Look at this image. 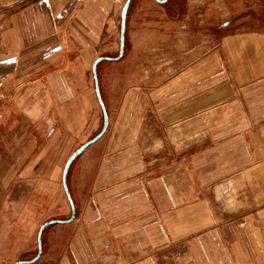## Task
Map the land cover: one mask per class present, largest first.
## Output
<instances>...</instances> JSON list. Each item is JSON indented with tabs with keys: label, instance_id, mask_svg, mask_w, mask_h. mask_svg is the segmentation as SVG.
I'll list each match as a JSON object with an SVG mask.
<instances>
[{
	"label": "crops",
	"instance_id": "0c3cea01",
	"mask_svg": "<svg viewBox=\"0 0 264 264\" xmlns=\"http://www.w3.org/2000/svg\"><path fill=\"white\" fill-rule=\"evenodd\" d=\"M125 3L0 0V264L71 217ZM98 77L109 126L34 264H264V0H132Z\"/></svg>",
	"mask_w": 264,
	"mask_h": 264
},
{
	"label": "water",
	"instance_id": "95a60500",
	"mask_svg": "<svg viewBox=\"0 0 264 264\" xmlns=\"http://www.w3.org/2000/svg\"><path fill=\"white\" fill-rule=\"evenodd\" d=\"M160 4H165L168 0H155ZM132 0H126V3L123 7V11H122V23H121V39H120V50H119V54L117 57H110V56H101L99 58H97L94 61L93 64V74H94V78H95V86H96V94H97V98L98 101L100 103V106L102 108L103 111V116H104V122H103V127L101 129V131L94 136L92 139H90L89 141H87L86 143H84L82 146H80L76 151L73 152V154L70 156V158L68 159L65 168H64V172H63V186L65 189V192L67 194L68 200L70 202V206H71V217L69 219L66 220H57V219H52L49 220L45 223L42 224V226L39 229L38 232V253L37 255L31 259V260H21L18 261L16 264H34L36 263L42 253H43V243H42V236L43 233L45 231V229L53 224L56 223H67L72 221L75 218L76 215V207L69 189V185H68V175H69V171L70 168L72 166V164L74 163V161L86 150L88 149L93 143H95L97 140H99L107 131V128L109 126V113L108 110L106 108L102 93H101V89H100V82H99V77H98V65L99 63H101L102 61L105 60H109V61H117L120 60L125 53V47H126V17H127V12L128 9L130 7Z\"/></svg>",
	"mask_w": 264,
	"mask_h": 264
},
{
	"label": "rangeland",
	"instance_id": "374dc122",
	"mask_svg": "<svg viewBox=\"0 0 264 264\" xmlns=\"http://www.w3.org/2000/svg\"><path fill=\"white\" fill-rule=\"evenodd\" d=\"M179 4H180V6H181V8L182 7H184V5H183V1H179ZM172 14V13H171ZM0 24H1V22H0ZM49 115H47L46 116V121H47V128H50L52 125H54V126H57V124H56V122H58V119H57V117H54L53 116V113L52 112H49L48 113ZM55 122V123H54ZM101 131V130H100ZM99 131V132H100ZM96 136V135H95ZM78 149V148H77ZM76 150V149H75ZM72 155V154H71ZM70 155V156H71ZM70 156L68 157V158H70ZM68 160V159H67ZM62 180H63V177H62ZM62 189V188H61ZM227 198V197H226ZM222 199H223V197H222ZM228 199V198H227ZM20 208V210H21V207L20 206H17V209H19ZM48 209H47V211L45 212V214L46 215H48ZM57 213H60V211L58 210V209H56V208H53L52 209V211H50V214L51 215H55V214H57ZM65 214V216H67V217H70V215H71V209L69 208V206H68V204H67V212L66 213H64ZM45 216V215H44ZM47 222V221H46ZM235 223L238 225V226H244V221L243 220H238V219H236L235 220ZM38 231V228L36 229V232ZM36 249H37V242H36ZM37 252H38V249H37Z\"/></svg>",
	"mask_w": 264,
	"mask_h": 264
}]
</instances>
